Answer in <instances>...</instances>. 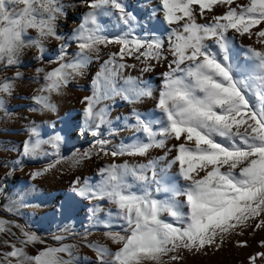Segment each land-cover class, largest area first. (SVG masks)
Here are the masks:
<instances>
[{
  "label": "snow or ice",
  "instance_id": "1",
  "mask_svg": "<svg viewBox=\"0 0 264 264\" xmlns=\"http://www.w3.org/2000/svg\"><path fill=\"white\" fill-rule=\"evenodd\" d=\"M81 2L89 11L72 33L78 51L69 59L65 42L59 46L57 66L50 71L38 70L44 72L45 83L37 95L29 97V111L55 112L56 104L43 93L60 94L78 77H84L90 63L100 59L102 47L117 45L118 50L107 54L92 78L91 95L81 100L80 119L69 120L65 129L47 139L33 123L18 155L39 160L50 154L45 145L58 155L65 135L79 138L91 133L97 156L146 157L153 149L163 150L164 155L158 159L164 162V168L177 166L179 178L185 182L182 187L166 184L151 159L146 164L102 166L96 182L77 176L68 201H75L77 196L90 202L107 201L115 208L106 215L121 225L119 231H107L111 220L104 223L108 239L120 245L115 252L87 242L85 231L84 247L97 253L95 262L89 264H167L164 257L181 248L207 254V249L219 251L233 234L264 229V0H248L245 4L236 0H156L144 14L128 10L124 0ZM217 7L225 10L217 14ZM101 14L114 15L124 26L119 35H102L98 23ZM62 15L66 17L62 0H0V65L19 66L26 48L37 50L35 60L52 63L44 54V41L64 39L57 31ZM198 16L203 23L197 22ZM160 17L169 26L166 39L156 34L152 23ZM29 30H35L37 36L29 37ZM237 36L255 38L262 47H238ZM128 59L138 61L143 73L164 64L158 95L140 77L123 75L126 69L135 67L127 63ZM22 79V73L16 72L0 80V109L5 106V96L16 95L15 82ZM116 97L129 104L155 99L158 115L148 119L136 114L130 127L145 139L137 136L109 148L111 141L105 138V132L112 136L115 129L111 106L105 101ZM169 153L174 155L169 158ZM92 156L88 150L81 159ZM21 162L17 160L16 164ZM54 167L50 164L33 172L31 178ZM153 185L155 192H169L173 198H154ZM177 196L185 199L177 202ZM20 203L9 200L4 208L15 215ZM55 211L69 218L67 204ZM100 211L99 204L90 209L93 217ZM165 214L177 223L167 222L162 218ZM10 223L20 229L22 238H16L20 246L3 241L9 250L0 251V264H78L73 246L60 243L66 237L55 236L58 246H47L25 226L4 219H0V233L11 232L7 227ZM36 243L45 246L29 254L26 246ZM259 243L264 247V240ZM236 246L247 247V241H236ZM177 259V255L169 257L170 261ZM258 259H264V252L251 254L249 264H256Z\"/></svg>",
  "mask_w": 264,
  "mask_h": 264
},
{
  "label": "rangeland",
  "instance_id": "2",
  "mask_svg": "<svg viewBox=\"0 0 264 264\" xmlns=\"http://www.w3.org/2000/svg\"><path fill=\"white\" fill-rule=\"evenodd\" d=\"M124 2L127 4L128 10L140 14L150 11L156 5V0H124ZM247 2L248 0H236L238 4ZM62 3L65 6L66 17L64 15L60 16L57 21V31L64 39L48 38L44 41V54L53 62L35 60L34 56L37 54V50L26 48L19 66L4 68L0 65V80H3L4 77H11L16 72L23 75L22 80L15 82L17 84L16 95L14 97L5 96V106L0 109V187L3 188V191H0V219L25 226L26 231L35 233L40 240L46 241L47 246H58L57 242L54 241L55 236L66 237L60 243L73 246L72 252L78 264H89V262H95L97 253L91 248L84 247L85 231L88 230L87 242H95L115 252L120 245L108 239L105 234L104 223L111 220V227L107 231H119L121 225L119 221L106 215L109 209L115 208L107 201L93 200L90 202L79 196L75 197V201H68V197L72 195V181L77 176L96 182L100 179L97 173L102 166L110 163L123 164L125 162L129 165L146 164L151 159L156 161V170L163 175L166 184L182 187L185 182L179 178L177 166L170 169L164 168V162L158 159L164 155L163 150L153 149L146 157L125 155L114 159L110 155L97 156L95 155L96 149L92 147L94 137L91 133L87 137L81 136L79 138L75 135L69 137L65 133H61V135H65V140L60 144L58 155L52 153L48 145H45V148L49 149L50 154L42 156L39 160L30 161L18 155L21 143L28 138V130L33 123L38 127L41 136L47 139L60 132L61 129H65L66 122L69 120L75 122L80 119L83 108L81 100L84 96L91 95L92 78L100 70L103 60L107 59V54L118 50L117 45L102 47L99 53L100 59H94L90 63L85 69L86 75L84 77H78L68 87L62 89L60 94L43 93L50 96L51 102L56 104L57 110L55 112H30L28 106L32 101L29 97L37 95L39 89L45 83L44 72L38 70L50 71L57 66V52L59 46L65 42H67L69 59H71L74 52L78 51L72 33L80 26L82 16L89 9L81 0H62ZM224 10V8L217 7L215 11L219 14ZM197 22L203 23L204 21L198 16ZM98 23L102 35L105 36L119 35L124 27L118 23L114 15L109 14L99 15ZM152 23L157 28L156 34L166 39L169 26L163 23L162 17L154 19ZM27 35L36 37L37 33L35 30H29ZM235 43L238 47L251 46L257 50L262 47L256 42L255 38L249 39L247 36H237ZM127 63L135 65V67L126 69L123 75L140 77L154 90V94L158 95L156 90L159 88V73L165 70L164 64L157 65L153 72L143 73L141 72V64L138 61L128 59ZM105 103L111 106L110 118L112 127L115 129L112 136L105 132V138L111 141L108 145L109 148L121 142L128 143L137 136L145 139L142 134L136 133L130 127V125L135 124L136 114L148 119H154L158 115L155 99H145L136 104H129L116 97L114 100L105 101ZM170 143L175 142L171 141ZM88 150L93 152L92 158L82 160L83 152ZM172 155L174 153H169V158ZM17 160L22 162L17 165ZM58 160L59 163H56ZM77 161L79 162L78 165ZM5 164L8 166L5 167ZM50 164H55V167L36 179L31 178V173L42 171L48 168ZM13 165H16L15 169L10 171ZM152 188L153 196L158 200L173 198L169 192H155V185ZM184 199L183 196L175 197L177 202ZM9 200L21 201L18 205V214H10L5 210L4 205ZM61 204L68 205V219L60 211H55ZM97 204L102 206L103 211L98 212L93 217L90 209ZM184 210L187 211V209ZM162 218L167 222L177 223L167 214ZM7 227H11V232L0 233V251L9 250L8 247L3 245L5 240L13 241L17 243V246H20L19 241L16 239L22 238L20 229L12 227L11 223ZM65 229L69 231H65ZM11 233H15V236ZM121 234L124 233L121 232ZM261 240H264V229L255 232L246 229L243 234H233L227 237L219 251L207 249V254H204L203 252L188 251L181 248L178 252L169 253L168 256L164 257V260L167 264H249L248 257L251 254L264 252V247L259 243ZM236 241H247L248 246L237 247ZM44 246V244L39 243L28 245L26 251L29 254H34ZM172 255H177L179 259L170 261L169 257ZM64 258L68 259L67 256ZM256 264H264V259H258Z\"/></svg>",
  "mask_w": 264,
  "mask_h": 264
}]
</instances>
